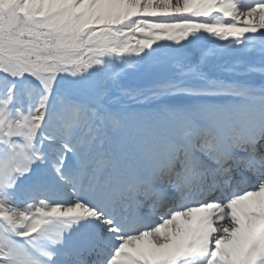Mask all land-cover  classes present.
Wrapping results in <instances>:
<instances>
[{
  "label": "snow or ice",
  "instance_id": "snow-or-ice-1",
  "mask_svg": "<svg viewBox=\"0 0 264 264\" xmlns=\"http://www.w3.org/2000/svg\"><path fill=\"white\" fill-rule=\"evenodd\" d=\"M0 264H264V0H0Z\"/></svg>",
  "mask_w": 264,
  "mask_h": 264
}]
</instances>
